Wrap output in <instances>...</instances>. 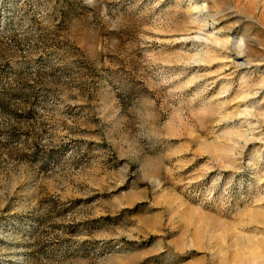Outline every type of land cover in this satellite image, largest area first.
<instances>
[{
  "label": "rangeland",
  "instance_id": "obj_1",
  "mask_svg": "<svg viewBox=\"0 0 264 264\" xmlns=\"http://www.w3.org/2000/svg\"><path fill=\"white\" fill-rule=\"evenodd\" d=\"M0 264H264V0H0Z\"/></svg>",
  "mask_w": 264,
  "mask_h": 264
}]
</instances>
